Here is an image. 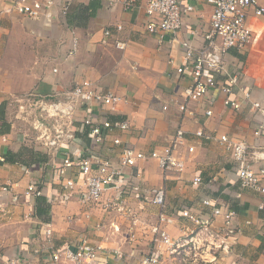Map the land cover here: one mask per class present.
<instances>
[{
	"label": "crops",
	"instance_id": "0c3cea01",
	"mask_svg": "<svg viewBox=\"0 0 264 264\" xmlns=\"http://www.w3.org/2000/svg\"><path fill=\"white\" fill-rule=\"evenodd\" d=\"M12 1L0 0V264L17 257L32 264H73L65 257L55 263L48 255L34 254L47 224L54 249L76 252L88 243L101 249L92 264H139L155 246L150 231L158 208L143 194L122 195L119 190H110L99 202L88 201L79 185L67 199L58 171L68 155H114V138L146 153L164 149L180 129L194 147V152L188 146L175 151L185 163L183 172L164 175L157 161L148 160L134 168L135 178L122 179L121 186L164 187L173 219L167 230L175 238L193 229L181 208L209 216L202 201L215 199L224 211L235 212L236 231L231 252L220 251L214 264H264V197L241 188L238 165L218 141L228 135L234 142H245L249 163L256 171L264 168V134L256 135L264 125V109L251 111V102L243 99V91H249L252 101L264 108V18L256 17L251 7V44L243 51L231 49L226 56L227 75L241 78V90L231 96L242 102L241 109L225 106L228 95L211 90L200 101L187 102V111L181 112L180 105L186 103L182 91L190 85L189 75L177 71L185 62L182 42L191 41L196 49L203 46L213 12L206 2L184 0V8L193 3L195 10L185 13L177 39L160 41L146 29L149 0H51V9L35 19L7 13ZM257 2L264 7V0ZM106 30L111 37H105ZM116 40L128 42V47L116 48ZM86 80L120 98L101 110L93 105L97 118L127 120L130 131L115 133L99 147L82 124L86 105L77 106L72 115L74 139L50 151L34 126L45 123L40 103H67L68 93ZM209 109L212 116L206 114ZM200 130L203 137L196 134ZM68 175L78 177L75 170ZM196 176L202 178L198 186L193 184ZM30 186L42 194L29 192ZM222 222L219 218L215 224ZM123 230L130 234L128 241Z\"/></svg>",
	"mask_w": 264,
	"mask_h": 264
},
{
	"label": "built area",
	"instance_id": "2783aa9c",
	"mask_svg": "<svg viewBox=\"0 0 264 264\" xmlns=\"http://www.w3.org/2000/svg\"><path fill=\"white\" fill-rule=\"evenodd\" d=\"M192 2L204 1L213 8L211 26L205 35L202 47L196 49L191 41H183L182 47L185 54L184 63L177 71L179 74H188L190 85L182 91L186 103L180 105V111H187V102H197L205 98L211 90L220 91L228 95L225 106L240 110L242 102L232 98L240 87L241 78L237 74L227 75L226 56L231 49L243 51L251 44L253 36L247 25L248 10L253 7L256 17L264 18V7L257 0H191ZM53 5L51 0H13L6 7L7 13L17 14L26 18H38L43 12L49 11ZM195 10L192 3L184 8V0H149L146 7L148 21L146 29L150 34L164 41L169 37L172 41L177 39L184 28L185 13ZM121 29V27H118ZM111 31H105V37H111ZM115 47L124 50L128 42L116 40ZM226 77V78H225ZM243 99L251 102V111L262 112L261 103L252 101V94L243 91ZM120 98L112 92L105 93L98 89L91 81L78 83L69 93L68 102L40 103L44 122H36L35 129L40 133L44 146L50 151L56 150L65 140L74 139V114L77 106L86 105L87 115L82 124L88 128L89 136L95 144L103 147L110 136L117 132L128 133L131 124L127 120H111L107 116L98 119L93 105L99 110L116 105ZM206 114L213 115L209 109ZM197 136L203 137V131H198ZM264 134V125H259L256 135ZM219 143L231 153L232 159L238 165V178L242 189H251L264 197V168L256 171L249 163V147L245 142H234L228 135H222ZM111 152L114 155L102 156L90 153L83 157L67 156L59 168L63 196L67 199L74 195V188L79 185L86 190V200L99 202L110 190L123 191L122 195L129 193L143 194L145 200L158 208L157 223L151 226V235L155 246L139 262V264H214L220 251L225 254L231 252L233 243L231 237L235 235V217L233 211H224L218 206L215 199L206 198L202 207L210 210L209 216L193 212L189 207L180 209L181 216L192 223L193 229L186 230L187 234L175 238L167 230L173 219L167 212V192L164 187L145 188L138 183H130L125 188L121 180L135 178L134 168L140 163L155 160L164 175L181 173L185 169L184 161L176 155L175 151L181 146H188L190 152L194 147L189 146V140L184 131L180 129L172 138L170 146L164 149H155L150 153L136 150L123 142L121 138L112 140ZM121 150V151H118ZM4 161V159H1ZM76 171V179L69 177L70 171ZM130 172H127V171ZM132 171V172H131ZM128 174V175H126ZM193 184H202V178L196 176ZM3 192L8 188L3 187ZM29 192L40 196L42 191L34 186L29 187ZM114 206L115 204L107 205ZM1 211V210H0ZM223 219L222 225L215 223ZM138 221V219H136ZM136 220L134 223L136 224ZM41 243L34 250L35 255H48L51 262H58L66 258L73 264H92L100 254V248L83 243L74 252L69 247L54 249L52 245V228L45 225ZM6 264H32L30 259L17 257ZM113 264V263H109Z\"/></svg>",
	"mask_w": 264,
	"mask_h": 264
},
{
	"label": "rangeland",
	"instance_id": "374dc122",
	"mask_svg": "<svg viewBox=\"0 0 264 264\" xmlns=\"http://www.w3.org/2000/svg\"><path fill=\"white\" fill-rule=\"evenodd\" d=\"M31 117H33V116H31ZM119 217H125L126 219L129 220V218H128L127 216H124V215H120ZM130 220H132V217H130ZM125 222H126V223H125L126 226H123V227H125L126 229H128V228H129V227H128L129 224L127 223L126 220H125ZM132 225H133V220H132ZM133 226H134V225H133ZM129 235H130L129 232H125V233H124V230H123V234H122V236H123L124 241H128V240H129ZM125 236H126L127 238H126Z\"/></svg>",
	"mask_w": 264,
	"mask_h": 264
}]
</instances>
